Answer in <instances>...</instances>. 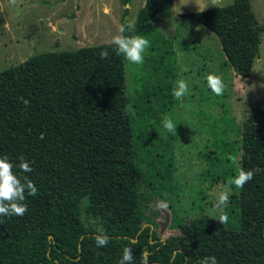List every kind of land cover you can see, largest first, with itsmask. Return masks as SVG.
<instances>
[{"label": "trees", "instance_id": "obj_1", "mask_svg": "<svg viewBox=\"0 0 264 264\" xmlns=\"http://www.w3.org/2000/svg\"><path fill=\"white\" fill-rule=\"evenodd\" d=\"M249 1L178 15L213 34L225 62L243 77L264 32ZM163 9L144 0L134 30L124 33L150 42L130 95L125 58L110 42L33 53L0 71V158L16 165L23 157L33 169L24 175L37 188L35 196L25 194L23 216H0V264H119L125 247L132 264H198L209 256L217 264H264L262 108L247 109L235 145L212 144L214 151L201 154L199 176L208 184L231 185L240 169L253 178L243 188L231 185L229 202L215 217L187 220L179 213L172 134L158 129L176 71L171 42L158 30ZM102 50L108 59L99 58ZM155 197L164 200L177 232L163 239L151 210ZM82 199L95 227L81 220ZM221 214L229 216L227 224L216 221ZM99 229L110 237L103 248L94 241Z\"/></svg>", "mask_w": 264, "mask_h": 264}, {"label": "rangeland", "instance_id": "obj_2", "mask_svg": "<svg viewBox=\"0 0 264 264\" xmlns=\"http://www.w3.org/2000/svg\"><path fill=\"white\" fill-rule=\"evenodd\" d=\"M143 2L130 0L122 5L120 0H0V71L33 53L109 43L121 24L133 22ZM156 2L164 6L159 13L158 30L170 40L176 60L172 88L182 79L189 89L181 99L172 95L171 106L158 128L162 133L166 131L162 124L166 118L177 124L175 133L170 132L175 157L174 182L178 190L176 205L187 220L200 214L215 217L225 208L215 207L217 194L229 185L219 181L208 184L201 180L199 173L205 167L201 154L205 149L214 151L212 144L235 145L247 109L260 107L264 110V32L249 75H235L213 34L200 24L178 16L223 6L231 0ZM249 4L255 19L264 28V0H250ZM137 74V64L125 59V89L129 95ZM209 74L222 79V95L217 96L208 88L206 77ZM237 161L238 156H235L236 170ZM196 190L202 191V197L196 195ZM85 207L86 201L82 199L79 205L81 220L85 226L95 227V220ZM151 210L156 211L154 220L160 238L177 233L169 227L170 211L164 200L155 197Z\"/></svg>", "mask_w": 264, "mask_h": 264}, {"label": "clouds", "instance_id": "obj_3", "mask_svg": "<svg viewBox=\"0 0 264 264\" xmlns=\"http://www.w3.org/2000/svg\"><path fill=\"white\" fill-rule=\"evenodd\" d=\"M134 28L135 25L132 22L121 24L117 30V34L112 36L110 44L114 46L113 50L117 55H122L127 61L133 64H142L144 62L143 53L149 48L150 42L140 35H124L126 31H133ZM99 58L102 60L108 59L109 52L102 50L99 53ZM206 82L212 93L217 96L222 95L224 84L220 77L209 74L206 77ZM188 90L187 82L181 79L173 89L172 95L175 99H181L188 93ZM162 124L166 131L175 133L177 124H174L170 118L164 119ZM19 159V164L14 165L7 157L0 158V216H23L27 211V206L23 203L26 198L25 194L29 196H35L37 194V188L34 183L28 176L24 175V173L32 172L33 169L28 162L24 161L23 157ZM14 168L18 169L19 174L14 172ZM253 176V171L240 169L237 176L231 181V185H234L236 188H243ZM231 185L225 186L224 190L217 194L216 208L220 209L227 206ZM216 221L221 225L227 224L229 222V216L227 214H221ZM109 239L110 237L103 229H99L98 233L94 236L95 245L98 248L106 247ZM132 262V249L125 247L119 264H132ZM198 264H217V260L214 256L204 257Z\"/></svg>", "mask_w": 264, "mask_h": 264}]
</instances>
